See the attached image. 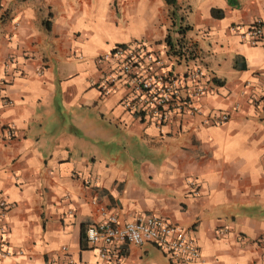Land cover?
Wrapping results in <instances>:
<instances>
[{
  "label": "crops",
  "instance_id": "0c3cea01",
  "mask_svg": "<svg viewBox=\"0 0 264 264\" xmlns=\"http://www.w3.org/2000/svg\"><path fill=\"white\" fill-rule=\"evenodd\" d=\"M176 4L190 26L185 38L222 84L208 82L198 114L155 127L122 109V90L99 94L109 65L94 57L141 42L182 73L162 42L164 0H0V195L10 203L0 224L13 250L0 264H48L61 245L74 259L105 264L80 247L102 213L120 224L150 213L180 225L200 250L189 264H262L264 47L228 25L264 26V0ZM218 111L229 119L207 122ZM120 254L119 264H169L153 243L122 244Z\"/></svg>",
  "mask_w": 264,
  "mask_h": 264
},
{
  "label": "built area",
  "instance_id": "2783aa9c",
  "mask_svg": "<svg viewBox=\"0 0 264 264\" xmlns=\"http://www.w3.org/2000/svg\"><path fill=\"white\" fill-rule=\"evenodd\" d=\"M228 31L240 41L264 47V26L256 19L250 24L231 23ZM97 65L108 63L96 89L101 96L122 90L118 104L128 114L139 120L161 127L176 116L196 115L200 112L198 100L206 93L211 81L206 69L195 63L186 66L182 73L165 68L166 61L144 43L114 44L94 57ZM264 97V96H263ZM262 100V99H261ZM252 103H257L253 98ZM226 111L208 114L207 122L218 125L226 122ZM6 130V135H11ZM89 181H87V184ZM190 185L192 181L188 182ZM10 207L0 195V221ZM102 218L84 228L85 242L94 251L97 261L105 264L121 262L122 244L142 245L153 243L168 258L169 264H189L197 260L200 250L195 239L178 224H172L156 214H139L134 219L120 224L114 214L102 213ZM5 228L0 224V258L12 255ZM262 244L264 264V232L256 239ZM48 264H89L74 259L65 245L60 254L47 259Z\"/></svg>",
  "mask_w": 264,
  "mask_h": 264
},
{
  "label": "trees",
  "instance_id": "16d2710c",
  "mask_svg": "<svg viewBox=\"0 0 264 264\" xmlns=\"http://www.w3.org/2000/svg\"><path fill=\"white\" fill-rule=\"evenodd\" d=\"M227 5L231 8H236L239 5V0H225ZM166 6L168 7V17L170 18V24L166 29V33L162 39V42L165 45V53L168 57H173L176 60L181 58L183 59H193L196 57V48L193 43H190L185 38V33L190 29V26L186 24L184 16L181 13H178V5L176 0H164ZM210 16L216 19L223 17V10L219 8H210ZM172 29L174 35L170 32ZM237 57L233 59V67L235 68H244V65L241 63L236 64ZM216 84L221 85L222 81L219 79L211 78ZM80 247H85V237L82 231L80 239Z\"/></svg>",
  "mask_w": 264,
  "mask_h": 264
},
{
  "label": "rangeland",
  "instance_id": "374dc122",
  "mask_svg": "<svg viewBox=\"0 0 264 264\" xmlns=\"http://www.w3.org/2000/svg\"><path fill=\"white\" fill-rule=\"evenodd\" d=\"M170 32L172 33V35H174L172 29H171ZM199 58H201V57H195L193 59H186V61H185V59L181 58L178 63L173 60V64H174L175 68L179 69V70L185 69L186 65H191L193 63H195V64H197L199 66H202V62L200 61ZM202 67H204V66H202Z\"/></svg>",
  "mask_w": 264,
  "mask_h": 264
}]
</instances>
